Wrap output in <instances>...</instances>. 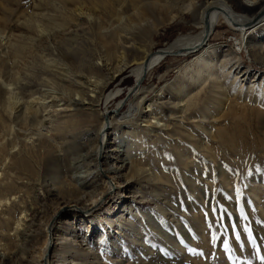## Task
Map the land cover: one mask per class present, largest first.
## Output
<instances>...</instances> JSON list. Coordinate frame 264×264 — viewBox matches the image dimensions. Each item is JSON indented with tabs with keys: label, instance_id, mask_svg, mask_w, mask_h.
<instances>
[{
	"label": "rangeland",
	"instance_id": "rangeland-1",
	"mask_svg": "<svg viewBox=\"0 0 264 264\" xmlns=\"http://www.w3.org/2000/svg\"><path fill=\"white\" fill-rule=\"evenodd\" d=\"M208 1L210 0H201L200 4L204 6ZM81 2L90 7L93 3L89 0ZM229 2L239 12L244 13L247 9L252 15L263 5L261 2L259 6L248 9L245 8L244 0ZM65 5L73 8L74 1L0 0V84L3 83L0 85V96L5 93L3 96L8 97L5 87L4 92L1 91L6 79L13 81L12 78L18 72L31 73L28 68L32 69L34 63L38 64L36 75L41 76L40 71L44 70L41 53L43 56L46 42H37L40 33L36 26L37 20H41V27L46 24L45 28L57 35L59 31L74 24L70 11L64 9ZM201 9L198 6L193 12H183L184 15L159 30L154 36L153 49L159 50L180 36L197 33L199 28L196 21ZM151 18L153 19H148ZM257 32V39L264 41V27ZM239 37V33L223 23L211 38L210 45L216 51H232L231 55L224 58V64L220 60L222 56L217 64L218 74L230 99L224 110L220 111L218 105L217 99L222 98L218 89L216 93L208 92L211 96L203 93L198 108L182 112L178 105L175 106L179 100L172 89L187 86L188 93L197 90L191 80L183 79L181 74L185 72V67L197 65L199 55L181 56L177 59L169 57L143 83L145 88H152L151 92L143 93L154 96L157 90L164 88V100H173L161 110L166 118L163 123L167 126L155 128L154 131L139 120L138 114L133 122L120 125L114 122L111 126L107 124L111 128L109 149L104 156L96 158L97 161L107 162L114 167L121 166L119 156L123 155L126 163L147 166L155 174V179H149L146 177L148 174L143 173L141 176L137 174L127 183L118 184L115 178L104 173L103 177H96L93 185L82 189V203H85L87 194L99 186L104 187L105 182L111 180L108 190L101 193L104 189H98L96 193L101 194L93 198V201H86L84 206H76L73 202L64 204L61 196L65 194L59 193L57 185L55 187L52 184V179L65 176L64 179L70 181V184L81 186L84 179H89L97 170L103 169L99 165L97 169L90 158L94 150L92 143L99 127L96 120L92 124L82 123L79 128L71 131L53 132L50 142L45 143L42 150H36L38 158L35 160L37 163H33L34 173H25L24 179L17 181L15 189L7 191L0 182V198L4 200L6 197L0 212L7 210L6 205H9L7 207L11 208V215L17 220L23 209L29 214H33L35 210L39 212L41 224L48 215L56 212L58 216L61 213L62 223L56 224L59 231L52 232L55 235L49 234L48 237L49 243L55 242L56 252L49 249L47 251L54 264H65V258H74L75 264H264V61L254 59L249 53V47L241 48ZM56 40L62 46L71 43L61 40L60 36ZM79 40L80 46L95 45V42L90 41L92 39L87 40L86 37ZM30 48L33 50L30 51ZM67 56L73 59L78 54L69 52ZM45 57L52 58L53 55ZM20 62H27L29 67ZM238 64L247 71L245 77L236 76L230 68ZM106 68L104 67V73L110 75V70ZM87 72L86 70L85 73ZM39 78L41 77L33 79V88L25 93L26 101L34 93L29 101L37 98L35 108L39 107V97L45 90L41 89L45 86L39 85ZM177 78H180L179 81H176ZM134 82L135 77L130 69L110 81L104 96L115 90L119 95L108 104L109 111L114 110L120 101L124 105L123 111L131 107L136 101L134 96L129 97ZM62 93L59 92L60 96H63ZM65 98L67 99L66 95L63 96ZM2 99L0 97V102ZM100 102L102 105L98 109L102 112L105 110V97ZM171 111L173 115L168 117ZM46 112L41 109V115ZM131 129L134 130L133 133ZM1 133L3 136L2 128ZM24 140L30 143L28 137ZM128 143L131 144V149L126 153ZM44 148H47V152ZM5 160V163L9 162L8 159ZM2 163L0 161L1 166ZM56 196L61 199L57 201ZM7 200L10 201L7 203ZM130 208L136 209L132 211ZM57 209L60 213H57ZM122 210L126 213L123 212L124 216L120 219ZM4 220L5 216L0 214V243L5 241L8 234L13 233ZM9 224L14 227L12 222ZM40 226L39 230L36 224L20 230L19 238L14 240L15 247L18 248L9 255L13 262L10 264H21L23 261L30 264L29 260H32L31 264L38 263L39 251L45 241V234ZM62 245H66L64 253ZM0 257H7L1 249Z\"/></svg>",
	"mask_w": 264,
	"mask_h": 264
},
{
	"label": "bare ground",
	"instance_id": "bare-ground-1",
	"mask_svg": "<svg viewBox=\"0 0 264 264\" xmlns=\"http://www.w3.org/2000/svg\"><path fill=\"white\" fill-rule=\"evenodd\" d=\"M73 1V8H69L65 5L64 9L70 11L74 24H70L69 28L59 31L60 34L58 33L56 35V32L53 33L49 31L45 28L46 24L45 27H41V20H37L38 24L35 23L40 32L38 40L36 36L37 42L40 43L43 42V40L46 42L43 47V56L41 53V57L45 59V56L53 55L52 58L48 57L45 60L43 59V62L41 61V65L44 66V70L40 71L41 76L36 75L38 71L37 63H34L33 67H31L32 69H30L28 68L29 65H27V62L26 64L20 62L26 65L25 67H27L31 73L26 71L20 74V72H18V75L12 78L13 81H8V79H6V82H4V77V86H1L3 89L1 91L4 92L3 87H5V90H8V97L3 96L5 93L0 96L3 98L0 102V109H2V111H0V128H2L3 131V136H1L2 133L0 134V161H3L2 166L0 165V182L3 183L4 189H8L7 191L15 189L17 181L23 180L25 173L28 175L34 173L33 163H37L35 160L38 158L36 150H42L44 144L50 142L49 138L53 137V132L71 131L72 129L79 128L82 123L92 124L98 120L99 127L96 130L94 143H92L94 150L90 158L95 162L96 168L99 165L103 169L101 171L95 170L96 172L93 173L89 179H84L81 186H77L75 183L73 185L70 184V181L68 182L64 179V175V178L56 176V179L51 180L55 187L57 185L59 193H61V195L65 194L61 196L65 201L64 204L73 202L76 206H84L86 201H93V198L95 199L98 194L104 193L106 189L108 190V188L111 187V180L105 182V184L103 183L104 187H97L99 190L104 189L101 190V193H96L98 189H95L90 192L89 195L87 194L88 197H86V199L84 198L85 203H82V189H86L85 187L93 185L94 182H96V177H103L104 173L109 174L112 179L115 178L118 184L127 183L130 179L136 177L137 174L141 176L143 173L148 174L146 177H149V179H155V174H153V171L151 172L150 169L146 168L147 166H140V164H135L134 162L126 163L123 155L119 156L121 158L119 161L121 166L116 165V167L107 162H99L96 158L104 156L109 149L108 140L110 139L109 134L111 128L108 127L107 124L111 126L114 122L119 123V125L120 123L133 122L135 120V115L138 114L139 120L152 130L161 126H167L163 123L166 118L161 110L163 106L169 105L173 100L172 102L164 100V88L157 90L154 96L143 93L144 91L148 93L152 91V88H145L143 86L144 80L152 74L156 68L161 66L166 58L175 57L177 59V57L179 58L181 56L189 57L190 55H199V59L197 58L199 62L196 66L192 65L193 67H185V72L183 73L182 71L181 73L183 74L179 73L183 75V79L186 78L188 81L191 80V84L194 85L197 90L193 93H188L187 86H183V88L180 86L174 90L172 89L179 100V102L175 103V106L178 105L179 108L182 109V112L198 108L199 103L202 101L201 95L203 93H207V96H211L208 92L216 93L218 89L222 97L221 99H217L218 105L220 111L221 109L224 110V107L229 103L230 99L227 90L224 88V83H222L221 76L218 74L217 64L220 60H222L224 64V58L231 55L232 51L228 50L229 53L216 51L210 45L211 38L219 26L223 23L228 24L234 31L239 33L241 48L249 47V53L254 59L264 61V46H262L264 41H259L257 39V30L262 26L264 27V0H244L245 8L248 9L257 7L263 2L262 7L254 15L250 14V11L247 9L244 13L239 12V9L237 10L234 8L229 0H210L204 6L200 4L201 0H182V2H177L178 0H89L93 1L91 7L81 2V0ZM198 6H201L202 9L196 21L197 27L199 28L197 33L180 36L166 47L159 50L153 49L154 36L159 30L175 21L183 12H193ZM149 17H153V19H148ZM29 20H31V18ZM45 30H47V32H45ZM57 36H60L61 40L64 39L65 42L71 43L67 46L59 45L56 40ZM81 37H86L87 40L92 39L90 41L95 42V45L92 47L80 46L78 42L81 40H79ZM33 46L31 47L33 48ZM32 48H30V51ZM33 52L35 53V51ZM69 52H76L78 56L70 59L67 56ZM221 56L223 58L220 59ZM18 65L16 66L18 67ZM186 65L188 64L186 63ZM104 67L110 70V75L104 73ZM230 68L233 69L236 76L245 77L247 75V71H245L240 64L233 65ZM127 69H130L132 75L135 77V82L131 88L132 90L129 97L134 96L136 101L132 103L127 111H123L124 105H122L121 101L114 110L109 111L108 104H110L112 100L117 99L119 92L115 90L108 93L107 96H104V92H106L105 90L108 88L110 81ZM179 69L182 70V68ZM17 70L18 69H16V71ZM86 70L88 71L87 74L85 73ZM35 77H41L37 79L40 82L39 85L45 86V88H41L45 90L43 91V95L39 97L40 104L37 105L39 106L37 108L34 107V102L35 104L36 101L38 102L37 98L29 101L34 93L32 94V92L29 91L32 96L30 95L31 97L29 96V99H27V101L25 100V93L33 88V79ZM179 79L176 81H179ZM60 91L63 92V96H67V99L65 98L66 100L63 99V96H60ZM104 97L105 110L101 112L98 107L102 105L100 100ZM96 100H98V103H95ZM56 107H59V109ZM42 108L47 111L46 114L43 113V115H41ZM172 115L173 111L170 112L168 117ZM97 116H99V118ZM132 129L131 131L133 133L134 130ZM25 137L30 139V143L24 140ZM130 149L131 144L128 143L125 152L128 153ZM55 150L56 149H54V151ZM41 152L39 153L40 155ZM5 159H8L9 162L5 163ZM47 164L48 163H46V165ZM125 170L128 171L123 173ZM55 172L56 171H54V173ZM50 173H52V171H50ZM58 179L60 180L57 181ZM136 179L140 180V178ZM10 197L11 196H9V198ZM5 198L4 200L0 198V207L3 206ZM57 198V201L61 199L60 196ZM9 201L10 200H7V203ZM7 206L9 205H6L7 210L0 212V214L2 217L3 215L5 216L6 220L4 221H6L7 227L9 225L10 231L13 230V233L8 234L5 237V241L0 243V249L7 254V257L4 259L1 258L2 256L0 257V264L13 263L9 255L15 248H18V246L15 247L14 240L17 239V237L19 238L21 229L24 230L25 227L32 226V224H36L37 229L39 225H41L42 227H40L43 229L42 232L45 234L44 246L39 251L40 259H38L37 264H54L51 260V255L48 254L47 251L49 249L50 251L53 250L56 252L55 242L51 241L49 243L48 237L49 234L55 235L52 232H57L60 229L59 226L56 225L57 223H59V225L62 223L60 211L57 209V213L58 211L60 213L58 216H56V212L52 215H48V218L41 224V218H38L39 212H35L34 210L33 214H29L26 209H23L20 211V217L16 220L13 217L14 215H11V208ZM131 209L133 211L136 208H130V210ZM124 211L125 210H122L120 212V219H122L124 213H126ZM37 220L39 222H37ZM11 222L14 227L9 224ZM52 228L53 230L51 231ZM65 249L66 245H62L63 253L66 252ZM63 261L65 264H75L74 258H65ZM29 263L31 264L32 260H29ZM21 264H26V261H23Z\"/></svg>",
	"mask_w": 264,
	"mask_h": 264
}]
</instances>
